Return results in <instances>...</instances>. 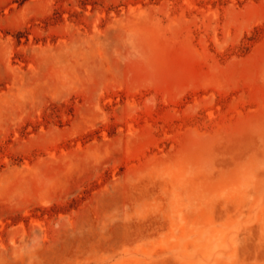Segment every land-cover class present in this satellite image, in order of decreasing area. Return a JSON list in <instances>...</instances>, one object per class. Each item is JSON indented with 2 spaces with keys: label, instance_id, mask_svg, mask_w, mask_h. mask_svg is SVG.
I'll use <instances>...</instances> for the list:
<instances>
[{
  "label": "rangeland",
  "instance_id": "374dc122",
  "mask_svg": "<svg viewBox=\"0 0 264 264\" xmlns=\"http://www.w3.org/2000/svg\"><path fill=\"white\" fill-rule=\"evenodd\" d=\"M0 264H264V0H0Z\"/></svg>",
  "mask_w": 264,
  "mask_h": 264
}]
</instances>
